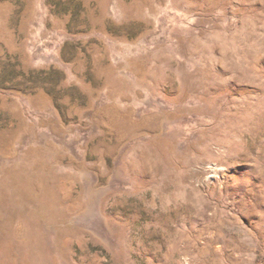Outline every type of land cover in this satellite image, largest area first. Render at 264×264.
<instances>
[{"label":"rangeland","instance_id":"1","mask_svg":"<svg viewBox=\"0 0 264 264\" xmlns=\"http://www.w3.org/2000/svg\"><path fill=\"white\" fill-rule=\"evenodd\" d=\"M0 264H264V0H0Z\"/></svg>","mask_w":264,"mask_h":264}]
</instances>
